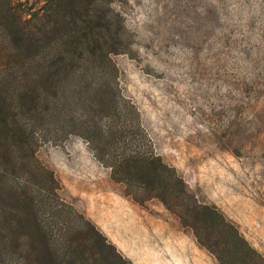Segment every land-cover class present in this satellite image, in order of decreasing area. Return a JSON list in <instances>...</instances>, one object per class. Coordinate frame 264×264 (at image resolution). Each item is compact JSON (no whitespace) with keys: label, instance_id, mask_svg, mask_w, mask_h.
Wrapping results in <instances>:
<instances>
[{"label":"rangeland","instance_id":"1","mask_svg":"<svg viewBox=\"0 0 264 264\" xmlns=\"http://www.w3.org/2000/svg\"><path fill=\"white\" fill-rule=\"evenodd\" d=\"M112 2L131 42L113 56L119 84L153 150L264 258V0ZM37 155L132 264H220L159 200L126 195L82 138Z\"/></svg>","mask_w":264,"mask_h":264},{"label":"trees","instance_id":"2","mask_svg":"<svg viewBox=\"0 0 264 264\" xmlns=\"http://www.w3.org/2000/svg\"><path fill=\"white\" fill-rule=\"evenodd\" d=\"M112 0H0V264H132L37 155L82 138L126 195L157 199L220 264H264L155 153L113 56L131 42Z\"/></svg>","mask_w":264,"mask_h":264}]
</instances>
